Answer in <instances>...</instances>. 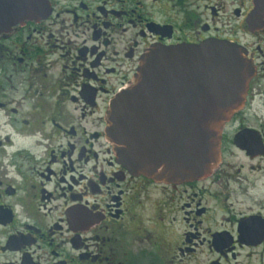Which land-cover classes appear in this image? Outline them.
<instances>
[{
    "label": "flooded vegetation",
    "instance_id": "1",
    "mask_svg": "<svg viewBox=\"0 0 264 264\" xmlns=\"http://www.w3.org/2000/svg\"><path fill=\"white\" fill-rule=\"evenodd\" d=\"M0 22V264H264V0H0ZM210 41L254 69L217 169L134 174L110 103L152 48Z\"/></svg>",
    "mask_w": 264,
    "mask_h": 264
},
{
    "label": "water",
    "instance_id": "2",
    "mask_svg": "<svg viewBox=\"0 0 264 264\" xmlns=\"http://www.w3.org/2000/svg\"><path fill=\"white\" fill-rule=\"evenodd\" d=\"M253 75L245 53L228 43L152 48L107 112L118 161L158 184L208 178Z\"/></svg>",
    "mask_w": 264,
    "mask_h": 264
}]
</instances>
